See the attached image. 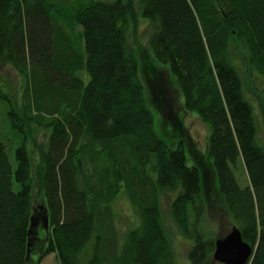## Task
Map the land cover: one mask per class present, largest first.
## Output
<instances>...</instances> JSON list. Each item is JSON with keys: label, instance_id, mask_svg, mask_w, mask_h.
<instances>
[{"label": "trees", "instance_id": "1", "mask_svg": "<svg viewBox=\"0 0 264 264\" xmlns=\"http://www.w3.org/2000/svg\"><path fill=\"white\" fill-rule=\"evenodd\" d=\"M73 1L66 16L54 0H0V60L27 85L21 107L7 110L10 127L50 130L34 144V164L24 146L15 150V169L0 139V264H28L33 211L40 229L48 221L39 249L47 244L60 264H179L161 206L169 193L177 232L192 242L189 264H222L206 223L214 199L254 247L247 264H264V146L254 111L264 125V0ZM140 17L153 27L154 63L168 66V79L150 71V101L169 115L175 84L183 109L209 126L204 152L172 116L171 144L153 129L129 46ZM121 192L138 217L123 235L110 225Z\"/></svg>", "mask_w": 264, "mask_h": 264}, {"label": "rangeland", "instance_id": "2", "mask_svg": "<svg viewBox=\"0 0 264 264\" xmlns=\"http://www.w3.org/2000/svg\"><path fill=\"white\" fill-rule=\"evenodd\" d=\"M54 1L58 2L62 6L66 16L68 15L67 13H69L67 10L68 6L75 7L77 5V3L73 0H67V2H65L66 0ZM98 1L113 2L115 0ZM136 7L139 9L137 2ZM141 11L142 10L140 8V12ZM152 31L153 27L151 26L150 21L140 17L139 24L137 26V33L135 38H129V46L137 59L140 73L139 76L144 82V99L146 106L151 111L153 116V129L158 137L162 138L166 143L171 144L167 134H171L172 126L169 124L170 121L168 118L172 116L173 121L174 119H177V121L174 122H181V124H183V126L189 131L191 138L195 142L193 149L204 152L206 150L207 139L210 132L209 126L205 123H202L196 114L190 113L189 111L183 109L182 96L177 90H175L174 86L176 85L174 83V89L171 88L172 94L170 95V99L172 100V104L169 115L167 113V115L163 116L162 113L157 112L150 101V92L152 91L154 94L155 91L148 89L146 85L147 81L149 80L153 83L152 89H154V86L157 85L155 78L150 76V71L155 67L156 69H160V74L163 75L164 78L168 79L169 77L167 65L165 67L156 65L154 63V54L151 52L149 45V38L152 34ZM84 77L87 79L86 76ZM256 86L259 89H262L260 84ZM26 87L27 85L25 78H22V76L19 75L10 65L0 60V139L6 146V154L13 169H15L14 153L18 147H25L29 158H31V161L34 164L38 160V154L34 148L35 142L39 145H44L47 142L50 134L48 127H44L39 124H31L29 126L30 132L28 134L23 132V129H13L10 127V123L7 119V110L10 108L9 106L16 108V110L21 107L24 101L23 94L26 90ZM52 106L54 105L48 103L46 108H52ZM254 111L258 124V139L262 141V145L264 146V125L260 118L261 116L259 114L258 108H254ZM185 154L187 164L189 166L192 165L193 163L190 160L189 151L186 150ZM198 155L200 154L198 153ZM235 174L239 185L242 187L245 186V184L248 182V178L246 171L243 169L240 161L238 162ZM13 187L15 190H18L19 185L13 182ZM211 190L212 189L209 186L207 191L210 192ZM174 195V193H169L167 196H162L161 198L163 219L167 228V232L171 238V245L177 262L179 264H189L187 260V251L192 242L188 239L186 240L184 237L178 234L170 216L168 201L171 200ZM41 204L42 203L40 201L36 200V206ZM110 210V215H112L110 225L112 231H115L116 234L123 235L126 233V231L133 229L138 225V217L134 212L133 205L123 192L119 193L118 196L113 198L110 205ZM206 223L210 228H215V239L222 234L228 233L233 227L232 224H229V222L226 220V215L223 213V211L221 212L219 209L216 199H214L213 206L207 208ZM39 236H41V232H39ZM41 239L37 241L36 244V240H38V238L33 236V246L32 250L29 252L30 260L28 264H60L54 252H46L47 244L45 248L39 249V245L45 244L47 241L46 237Z\"/></svg>", "mask_w": 264, "mask_h": 264}, {"label": "water", "instance_id": "3", "mask_svg": "<svg viewBox=\"0 0 264 264\" xmlns=\"http://www.w3.org/2000/svg\"><path fill=\"white\" fill-rule=\"evenodd\" d=\"M250 253L251 248L242 240L240 230L233 226L227 235L215 240L213 260L222 264H245Z\"/></svg>", "mask_w": 264, "mask_h": 264}, {"label": "bare ground", "instance_id": "4", "mask_svg": "<svg viewBox=\"0 0 264 264\" xmlns=\"http://www.w3.org/2000/svg\"><path fill=\"white\" fill-rule=\"evenodd\" d=\"M35 206H36V204H35ZM37 208H39L38 210H41V207H40V205H37L36 206ZM34 213H33V215H32V217H31V225H30V229H29V234H31L32 233V235L33 236H35L36 238H38V240L39 239H41V238H44V237H47V236H45V234H46V231H47V227H48V221L46 220V222H45V226L47 225V227H45L44 226V228H39V227H42L41 226V224L40 223H38L37 221H36V215H35V211H33ZM32 230H34V232H32ZM39 232H41V236H39ZM228 233H225L224 235H227ZM241 237H242V235H241ZM243 240V239H242ZM244 241V240H243ZM245 243H247L249 246H250V248H251V253H250V255H249V257H248V259H247V261H246V263L245 264H247L248 263V261H249V259L252 257V255H253V252H254V247L252 246V245H250L248 242H246V241H244ZM28 246H29V244H28ZM215 262H217V261H215Z\"/></svg>", "mask_w": 264, "mask_h": 264}]
</instances>
